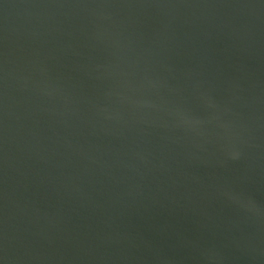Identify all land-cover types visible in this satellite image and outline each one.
Returning <instances> with one entry per match:
<instances>
[{
	"label": "water",
	"instance_id": "95a60500",
	"mask_svg": "<svg viewBox=\"0 0 264 264\" xmlns=\"http://www.w3.org/2000/svg\"><path fill=\"white\" fill-rule=\"evenodd\" d=\"M0 264H264V0H0Z\"/></svg>",
	"mask_w": 264,
	"mask_h": 264
}]
</instances>
